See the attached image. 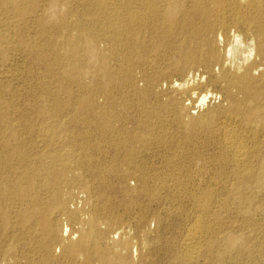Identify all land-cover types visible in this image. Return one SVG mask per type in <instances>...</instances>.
I'll use <instances>...</instances> for the list:
<instances>
[{
    "label": "bare ground",
    "instance_id": "6f19581e",
    "mask_svg": "<svg viewBox=\"0 0 264 264\" xmlns=\"http://www.w3.org/2000/svg\"><path fill=\"white\" fill-rule=\"evenodd\" d=\"M21 1L2 0V4L19 16L26 7L22 10ZM32 1L35 4V0ZM62 1L49 0L54 6ZM82 1L88 9L79 13L77 18L80 23L75 25L76 31L73 35L65 34L69 21L65 20L64 14L71 13L65 4L63 6L67 8L63 13L57 11L48 14L43 11L44 8L33 11L35 13L32 16L41 36L48 42L46 56L51 61L49 65L52 69H57L65 83L55 85L54 79L51 80L58 91L65 93L66 98L55 96L53 106H50V99L48 101L44 97L48 102L44 105V112L37 108L34 111L40 123L33 127V131L26 138L16 133V128L19 127L18 118H14L5 107L0 108V264H60L61 258L69 260L65 264H134L130 255L135 253V249L131 246L130 238L126 236V227L131 222L129 219L137 229L146 226L148 216L149 219L160 222L158 212L151 204L164 201L170 203L176 216L179 215L180 218V222L174 223L171 229L176 232L174 241L169 239L171 234L168 240L163 239L164 246L166 244L171 248H168L171 258L180 264H196L201 258L207 261V255L212 253L213 261H221L222 255L214 254L213 250L218 235L222 233V221L218 215L229 207L228 194L225 196V192L223 197L221 192L216 193L214 186L209 185L212 184L211 181L207 183V190L206 186L205 189L201 187L200 182L198 185L204 190H198V187L188 190V180L192 179L193 169L187 174L189 168L185 166L188 170L182 172L184 169L181 167L184 164L174 159L179 153L172 157L168 152L165 157L162 154L164 158L160 157L163 158L160 168L153 169L148 166L152 153H143L142 150H150L151 146L156 148L154 145H165L166 138H171L166 132L167 126L172 121L182 123L180 115L189 107L185 101L194 98L199 104H204L208 95L214 93V96L220 98L218 111L223 119L216 125L217 129L215 128L218 135L216 141L215 136L212 137L216 153L208 160L213 163L210 168L214 170L217 180L209 177L207 179L219 187L225 184L227 175H230L236 181L233 195L243 203L247 200L243 188L248 182L253 188L264 191V168L256 160L261 148H264V0ZM2 29L1 27L0 30ZM37 33L39 34L38 31ZM59 33L64 34V40L60 43L53 42L56 41L53 37ZM35 48L33 49L37 50ZM71 56L76 61L83 62L87 59L86 62L92 63L94 76L101 79L100 87L92 91V96L104 94L106 100H109L105 106L96 103L93 105L89 102L90 99L88 101L80 96L76 98L78 106L71 104L72 93L68 84L75 81L73 72H86L82 66L67 63ZM112 57L121 62L120 67L110 68ZM135 69H138V76L143 81L142 88L135 86L136 77L132 73ZM50 72L54 73L53 70ZM190 74L192 79L182 92L186 99H182L183 96L181 99L174 98L172 96L175 93L170 92L171 97L161 98L160 113H153L147 107L141 110L140 113L145 117L151 114L158 119L161 124L157 129L152 127L155 123L149 125L146 122L138 131H132L126 128L127 125L124 126L123 117L120 116L124 112L117 115L114 111L119 105L113 108L116 103L112 101V86L120 87L125 82L144 96L165 85L173 91L180 89L178 82L172 79L173 75L182 80ZM36 81L38 87L39 82ZM43 87H40L41 91ZM163 91L165 93V89ZM39 93L41 95L43 92ZM9 99L11 100L10 97ZM66 108L72 112L68 122H76L73 118L76 115L73 113L81 112V115L86 116L90 114L98 129L97 135L102 137L101 142L106 134L109 135L106 143L112 147L114 154L109 157L108 162H98V157H93L95 154L91 152L101 151L100 142L93 143L89 132L83 130L80 133L77 130L72 134L67 132V135L60 132L62 124L56 114ZM139 109H135V112L139 113ZM197 121L202 120L200 118ZM87 122L85 120L83 124L87 125ZM115 122L120 124L115 126ZM173 145L176 146L175 143ZM167 147L169 151L170 147ZM182 151L183 156L186 151ZM192 152L189 154L192 155ZM109 154L111 155V151ZM202 154L196 153L201 162L204 159ZM192 158L189 160L192 161ZM208 161L206 162L209 166L211 164ZM200 173L203 174L201 171ZM78 194H82L81 200ZM182 199L190 200L191 209L184 208ZM245 237L244 233L228 234L225 248H243L238 247V241H245ZM260 245L254 243L247 249L249 254L258 255ZM135 264L142 263L139 261Z\"/></svg>",
    "mask_w": 264,
    "mask_h": 264
},
{
    "label": "rangeland",
    "instance_id": "374dc122",
    "mask_svg": "<svg viewBox=\"0 0 264 264\" xmlns=\"http://www.w3.org/2000/svg\"><path fill=\"white\" fill-rule=\"evenodd\" d=\"M66 1L67 0H63L62 3L59 2L57 5L54 6V5L50 4L49 0H35V4L32 0H22L21 1L22 10H23L24 6H26V7L24 8V10L21 14L22 16L21 15L18 16L15 13H13V11H9L7 9V7L2 4V0H0V5H1L0 6V29H1V27L3 28L2 30H0V37H1L0 38V50H1L0 51V92H1L0 93L1 94L0 99L4 98V99L0 100V108L5 107V109L8 112L10 111L12 113L14 118L15 117L18 118V120H19L18 124H19L20 128L17 126L16 133H17V135L22 136L24 138H26L28 135H30V133L33 131V129L38 126V123H40V119L35 116L34 111L38 109V110H40V111L42 110L44 112V110H45L44 105H45V103H48L45 101V98L48 101L50 99V101H49L50 106L51 105L53 106V100H54L53 98H55V96H56V98H58V96H59V98H62V99L66 98L64 92L58 91L56 89L55 85H57V83H61V84L63 83L64 84L65 81L62 79V77H60L58 75L57 69H52L49 65V63L51 61H49L47 59V56H46V52H47V49L49 47L48 42H46V39L43 38V36H41L42 34L40 33V29H38L37 24L34 23V19L32 18V16L34 15L35 12H33V11L45 8V10H43V11H47L48 14L54 13L57 11H60L63 13L66 10V8L68 7L70 9L71 13L70 14H67V13L64 14L65 20L67 22L69 21L68 27L65 31V34L73 35V34H75V31H76L75 25H78L80 23L79 18H77L79 13L87 11L88 6L82 0H69L68 3ZM36 3H37V6H36ZM63 4H65L67 7L63 6ZM58 6L60 7V9ZM54 7L57 8L58 10L54 9ZM30 9L32 12L30 11ZM48 10H49V12H48ZM28 14H31V15H28ZM10 16L12 17L11 19H10ZM20 16H21V18H20ZM27 16H28V18H27ZM24 17H26V18H24ZM22 18L28 19V20H24ZM23 20H24V24H22ZM7 21H9L10 23ZM3 23L4 24L6 23V24L3 25ZM23 26H25V28ZM70 26H71V28H70ZM28 28H29V30H28ZM25 29H27V30H25ZM34 29H37L39 34ZM46 29H48V28H46ZM20 31L21 32L25 31V32L21 33ZM17 32H18V34H17ZM19 34L21 37L19 36ZM56 35H57L56 37L55 36L53 37V39L55 38L56 41L53 40V42L60 43L64 40V34L63 33H59ZM19 38H21V41ZM23 38H25L24 43L22 40ZM44 39H45V41H44ZM26 44H27V46H26ZM28 46H30L31 49H29ZM34 47H36L38 51L34 50L33 49ZM38 48H41V49H38ZM37 53L39 55L41 53L42 56L41 55L39 56ZM33 54L35 55L34 58H33V56H34ZM111 59H110V65H111L110 68H117V67L121 66V62L118 61V59L116 57H112ZM44 60L47 62H45ZM84 60H83V62L82 61L81 62L76 61L74 59V56H71V58L67 59V63L74 64L75 66L76 65L82 66L86 70V72L84 74H81V72H79L77 70H75L73 72V77H74L75 81H74V83L73 82L71 83L72 85L68 84L69 85L68 88L70 87L69 89L72 93V95L70 96L71 104H76V106H78V102L76 101V98H79V96H80V98L84 97L88 101L90 99L89 102L93 105H94V103H96L98 105L105 106L109 100H106L104 94L98 93L96 96L95 95L92 96V91H94L95 88L100 87L99 83H100L101 79H99L98 76H96V77L94 76V67L92 66V63L86 62L87 59H84ZM84 62H86V63L84 64ZM48 69H49V71H48ZM52 70L54 73L50 72ZM54 70H56V71H54ZM135 70H132V73L134 72L133 74L136 77L135 78V86L137 85L136 87L142 88L143 87V81L138 76V69H135ZM50 73H51V75H50ZM39 75H41V77L44 76V77H42L43 79H40L41 77H38ZM188 76H190V77H188ZM188 76L181 80L177 75H173L172 79L176 80V82H178L177 83L178 88H180V89H174V91H173V89H170L167 87V85H165L167 87V89L165 86H160L158 88V90L156 89L157 91H155V89H154L153 91L148 92L149 94L146 93L144 96H141L140 93L135 91L131 86L127 85V83H125V82L122 83V85L120 87L119 86H112L113 89L112 88L110 89V92H113V90H114V93H111L112 94V101H113V103L114 102L116 103V104H113V108H115V106L119 105L118 107L115 108L114 111L116 112L117 115H120L122 112H124L125 115L123 113H122L123 115L122 114L120 115L121 117L124 118V119L122 118L124 126L127 125L126 128H128L132 131H138L139 130L138 128H140L143 125V123L145 124L146 122H147V124L149 123V125H152L153 123H155L156 125L153 124L152 127L157 129V128H159V126L161 124L158 121V119L156 117H152L151 114L146 115L147 117H145L142 113H140L141 110L147 107L146 109H148L149 111L152 110L153 113H155V112L160 113L159 112L160 111L159 109L161 107L160 101H162L163 98L166 99L168 96L171 97L172 96L171 94L173 92L175 94H173L172 97L181 99V97L183 96L182 99H184L185 96L183 95L182 92L184 89H186L188 87L189 80L192 79L191 74ZM44 79H45V81H44ZM51 79L52 80L54 79L53 81L55 82V85ZM36 80H38V82H39L38 87L36 86L38 84ZM44 84L46 86H48L49 88L46 87ZM125 84H126V86H125ZM41 86L42 87L44 86L42 88L43 89L42 91L40 88ZM123 87L124 88L127 87L126 91ZM45 89H47V91ZM53 89H54V91H53ZM121 89L124 91L121 92L120 91ZM164 89H165V93L163 91ZM213 89H214V87L211 88V90H213ZM26 91H28V92H26ZM30 91H32V92H30ZM39 91L41 93L42 92L43 93L41 95H39L40 94ZM115 91H116V93H115ZM118 91L122 94H120ZM74 92H75V94H74ZM170 92H172V93H170ZM31 93L33 95H31ZM181 93H182V95H181ZM36 94H38L40 97H38V95L36 96ZM118 94H120L121 96ZM123 94H124V96L126 94V96H125L126 98L123 97ZM213 94L208 95V99L204 104H199L197 101H195L194 98H193V100L189 99L188 101H185V103L188 102L189 107L187 110L182 111V113L180 115L182 123H179L176 121H174V122L169 121L171 123H170V125L168 123L169 126H167L168 128H166L167 129L166 132L168 133V135L171 136V138H169V136H168L166 138L167 139L166 143H164L165 145H162L161 147L154 145V146H156V148L155 147L152 148V146H151L150 150L149 149L148 150H142V152L144 151L143 153H145V152H149L150 154L152 153L153 156L149 157L151 163H148V166L153 167V169H156V168L158 169L161 166V162L163 161V158L165 157L166 152H168L167 154L171 157L173 155L178 154V153H179L178 155L181 157L182 153H183L182 150H184L186 152H184L185 154H183V156H182L183 158L182 157L180 158L178 155H176V157H174V159H176L177 161H181L182 164H184L183 165L184 167L183 166L181 167L182 169H184V170L181 169L183 173L186 170H188L187 168H189V170L186 173L190 174V171H192V169H193V172L191 174H192V179L194 182L192 181V179L188 180L190 184L188 183L187 189L189 188L188 190H190L193 188L194 189L199 188L198 190H201L202 188H204L206 186L205 187L206 189L205 188L204 189L207 190V189H209L207 183H210V181H211L212 184L210 183L209 185H211V186L213 185L215 187V188L213 187V189H214V191H216V193L218 192L220 194V192H221L223 197H225L228 194L227 199L229 200L228 201L229 207L227 210L220 212L218 215L219 218H221L220 220L222 221V229H221L222 233L220 235H218L216 242H215V248L213 250L214 254L220 253L222 255V260L221 261H213L211 259L212 253H210L207 255V257H209V259H207V261L205 259L203 260V258H201L196 264H203V263L204 264H232V263L233 264H264V191L261 189L253 188L250 185V182H248L243 188L244 193L246 194V197H247V200L244 201V203H243L241 200H239V198H237L233 195V192L235 191L234 187H235L236 181L230 175H227V177H226L227 180L224 182L225 184L221 183V184L227 185L226 187H224V185H221L218 183L217 184L221 185V186H219V187L215 186L214 182L212 181V180H217V178L214 175V170L211 169L212 168L211 166H213L212 165L213 163L211 164V162H209L208 160L209 159L211 160V157L216 153V151H215L216 147H214L215 144H213V142L215 143L216 139L218 138V135L216 134L217 133V130H216L217 126L216 125H218V123H220L223 119V115L221 113H219V111H218V109H219L218 105L220 103V98H218V96H216V95L214 96ZM34 95H35V97H34ZM50 95H52V96H50ZM129 95L131 98L129 97ZM158 95H160V96H158ZM163 95H165V96H163ZM9 97L11 98V100L9 99ZM32 97H34V98H32ZM115 97H117V100H115L116 99ZM122 100L124 101L123 103H122ZM118 101H120V102H118ZM130 101H131V103H130ZM139 101H141V102H139ZM155 101H156L157 106L155 104ZM9 102H11V103H9ZM145 104H147V106ZM140 105H141V107H140ZM134 107H136V108H134ZM139 107H140V109H139ZM30 108H31V110H30ZM135 109H137V110L139 109V113H138V111L135 112L136 111ZM154 109L155 110L157 109V110L154 111ZM20 111H22V113ZM132 112H134V114ZM76 113H73L74 116L76 115V117H73V118H75L74 120L76 121V122H73V124L71 122H68V120L71 117L72 112H69V110L67 108H66V110H61V112L56 114V115H58V119H60L61 124H62V126L60 127V132L63 135H67L68 133H70V134L76 133L77 130L80 133H82L84 131L89 132L90 138L93 141V143L95 141H96V143L100 142V150L102 151V152L101 151L99 152V151L95 150V151H93L95 153H93L91 151H89V152H91L92 154H95V156L93 155V157H95V158L98 157L97 158V160H99L98 162H102V161L108 162L110 160L109 157L111 158V156L114 154V152L112 151V147L108 146L106 143L109 140V139H107V138H109V135L106 134L107 137L105 136L103 141L101 142L102 137L100 135L99 136L97 135V134H99V132H98L97 127H95L94 119H92L93 117L91 118L90 114H87L88 116H86V114L85 115L82 114L83 115L82 116L81 112L77 113V114ZM132 114H133V116H132ZM135 114H136V117H135ZM60 116H61V118H60ZM78 116L80 118H78ZM125 116H126V118H125ZM24 117H25V121H23ZM200 118L202 121L198 122L197 119H200ZM80 119H82V120H80ZM84 119L88 120L87 125H86V123L83 124V121H85ZM125 119H127V120H125ZM146 119H147V121H146ZM81 121H82V124L80 123ZM91 122H93V123H91ZM135 122H137V124ZM132 123H134L135 126ZM119 124L120 123H117V122L114 123L115 126L119 125ZM24 125H25V127L23 128ZM30 125H31V127H30ZM88 125H89V127H88ZM26 126H27V129H26ZM28 126L30 128H28ZM169 127H172V129L171 128L169 129ZM177 127H179L180 129L179 128L177 129ZM61 129H63V130H61ZM135 129H137V130H135ZM19 130H20V132H19ZM26 130H27V132H26ZM171 130H173V131H171ZM180 130H182V131H180ZM95 132H97V133L95 134ZM213 133H214V135H213ZM212 137H214V139L216 138L215 141L213 140ZM193 139H195V140H193ZM180 142H181V146H180ZM191 142H193V143L196 142V143L191 144ZM174 143L176 144V146L173 145ZM168 144H170V145H168ZM178 144H179V146H178ZM167 145H168V147H170L169 151L166 149ZM192 145H194L195 150H194ZM137 146H139V144H137ZM163 146H164V148H163ZM171 146L174 148H171ZM106 147H107V149H106ZM180 148H181V150H180ZM192 148H193V150H192ZM108 149H110V150H108ZM165 149H166V151H165ZM187 149H188V151H187ZM189 149H190V151H189ZM197 149H199V150H197ZM105 150H106V152H105ZM160 150H162V153L160 152ZM110 151H111V155L109 154ZM187 152H188V154H187ZM190 152H192V155H190L191 154ZM194 152H195V154L193 155ZM201 152L203 153L202 155L204 157V159H202V162H204L203 164H202L201 160H199L196 156V153L200 154ZM101 153H102V155H101ZM155 153H156V156H155ZM170 153H171V155H170ZM160 154L161 155L163 154L164 157H163V155L160 156ZM187 155H189L188 158L185 157ZM154 156H155V158H154ZM208 156H210V157H208ZM157 157H158V160H157ZM160 157H163V158H160ZM191 157H193L195 160L192 158L193 160L190 161L189 159H191ZM205 157H208V159H206ZM257 158H258V159H256L257 162H259V163L261 162V164H259V163L258 164L264 168V148H261V151H260L259 155L257 156ZM206 161H208L211 165L208 166ZM147 162H149L148 158H147ZM150 164H152V165H150ZM156 165H159V166L157 167ZM206 166L209 168L206 169L205 168ZM209 169H211V170H209ZM200 171L203 174H201ZM84 173H87V172L84 171ZM206 173H208V175ZM198 174H200V175H198ZM210 174L212 177L210 176ZM205 177H206V179L208 177H209V179L212 178V180H209V179L206 180ZM201 178H202V180H200ZM196 182H198V183H196ZM199 182L201 183L202 188L198 185V184H200ZM205 182H206V185L204 184ZM194 183H195V185H194ZM189 185H191V186L188 187ZM202 185H204V186H202ZM222 187H224V188H222ZM218 188H220V189H218ZM204 189H202V190H204ZM225 192H226V194H225ZM224 194H225V196H224ZM78 195H79V199H80V197H82V194H78ZM112 200L114 201V199H112ZM182 200H183L182 204L185 206L184 208L188 209V210L191 209L192 203L190 202V200L189 199H187V200L182 199ZM155 205H157V206H155ZM186 205H188L189 208ZM151 206H152V208H156L158 215L161 219L160 222L157 223L156 220L154 221L152 219H149V216H148L147 221H146V226L137 229V228H135L133 221L131 219H129V222L130 221L131 222L126 227V236H128V238H130L131 246H133L135 249V253L132 252L130 255V257H132V258H130V260L134 264L138 263L139 261L142 264H169V262H171L170 264H172V263L173 264H180V263L176 262L173 258H171V254H168V252L170 253V251L168 250V248L171 249L170 246L168 247V246H166V244L164 246V244H163L164 243L163 239L166 238L165 240H168V237H170L172 235L171 238H169L171 241L173 239V236H175L176 232L172 231L171 229H173L172 227L175 225L174 223L180 222V218H178L179 215L176 216L175 209H173L171 207L170 203L167 201H164L162 203L160 202L158 204H156V202H155V203H152ZM169 225H171V226H169ZM70 226H71V224L67 225V229L70 228ZM246 227H247V230H246ZM254 228L256 231L254 230ZM243 233H244V236L246 235V237H245L246 240L244 239L245 241H242V240L238 241L239 242L238 247L242 246L243 248H239V250L236 247L231 248L230 250L225 248V245H226L225 244V238L227 237L228 234L239 235V234H243ZM256 234H257V237H256ZM253 235H255V237ZM249 239L252 241H249ZM172 241H174V239ZM260 241L262 243L261 245H260ZM254 243H258L260 245L259 246L260 251H259L258 255H253L254 253L249 254V252L247 250L250 247H252V245ZM171 246H173V245H171ZM244 247H246V250ZM166 251H167V253H166ZM140 256H142V257H140ZM167 256H168V258L169 257L170 258L167 259ZM67 260H68L67 258H61L59 263L65 264L66 262L69 261V260L68 261ZM199 262H201V263H199ZM208 262H210V263H208Z\"/></svg>",
    "mask_w": 264,
    "mask_h": 264
}]
</instances>
